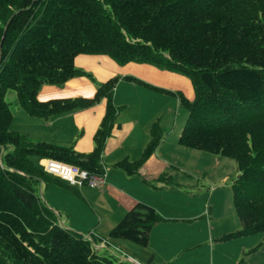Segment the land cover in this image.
Instances as JSON below:
<instances>
[{
	"label": "trees",
	"instance_id": "16d2710c",
	"mask_svg": "<svg viewBox=\"0 0 264 264\" xmlns=\"http://www.w3.org/2000/svg\"><path fill=\"white\" fill-rule=\"evenodd\" d=\"M80 55L187 76L194 98L182 99L188 115L179 145L237 165L232 204L241 230L222 241L264 233V0H0V264H114L82 235L58 225L38 194L48 176L31 160L50 158L104 173L102 155L119 114V78L97 86L91 98H37L43 85L83 76L74 65ZM8 90L29 117L45 120L106 100L92 153L10 131ZM162 138L154 125L141 158L115 167L138 175ZM159 181L173 185L166 175ZM163 220L153 207L137 203L105 241L146 247L152 227Z\"/></svg>",
	"mask_w": 264,
	"mask_h": 264
},
{
	"label": "rangeland",
	"instance_id": "374dc122",
	"mask_svg": "<svg viewBox=\"0 0 264 264\" xmlns=\"http://www.w3.org/2000/svg\"><path fill=\"white\" fill-rule=\"evenodd\" d=\"M81 56L96 59L90 62L89 69L83 71V76L75 77L60 86L43 85L37 98L40 100L39 97L46 90L51 91L53 96L45 95L44 100L57 98L54 96L92 97L97 86L110 78H119L114 92V105L119 108L114 131L118 129V132L110 135L108 150L106 147L103 155V159L105 157L107 160L102 163L103 166L105 164V179L109 176L120 188L116 187V190L106 193L89 188V198L94 206L89 210H94L96 215L87 223L91 229L84 231L82 235L89 236L96 242L97 248L103 250V242L99 237L108 239L109 231L119 222H112L109 218L124 203H121L118 210L111 212V209L119 199L138 198L142 199L141 203H151L147 205H152L166 222L158 223L152 228L150 242L146 247L127 240H112L110 248L106 249L115 264H135L130 258L140 263L142 260L154 259L164 260V264H264V233L222 241L223 236L241 230L232 204V186L238 177L236 163L218 155L182 147L178 143L188 115L182 99L192 101L194 98L190 79L183 74L147 64L129 63L120 66L106 55ZM125 76H132L155 89L127 81ZM65 88L68 90L60 92ZM5 102L13 114L10 131L31 141L36 140L33 136L43 131L41 123L46 122L29 117L19 107L13 90L6 92ZM101 102V106L91 107L89 116L94 115L99 107L105 110L106 100ZM83 111L65 113L55 125V130L68 136L70 133L66 129H76L77 123L85 120L78 116L80 114L74 113ZM49 125L54 124L51 122ZM154 125L163 137L161 142L145 162L141 173L126 178L115 164L126 158L133 162L139 160L150 142V132ZM37 141L39 142L38 139ZM83 141L84 137L77 136L69 138L67 146L42 142L72 147L81 145ZM31 160L41 168L39 157L32 156ZM163 175L171 179L172 186L168 187L159 181ZM47 179L49 180L43 181L38 188L39 197L48 208L64 214L62 203L70 194L74 198L72 191L77 194L79 192L76 188L60 184L52 177ZM120 179H123L124 184L120 183ZM182 214L186 218L184 222L178 219ZM55 215L58 219L59 215ZM59 221L58 224L61 225Z\"/></svg>",
	"mask_w": 264,
	"mask_h": 264
},
{
	"label": "crops",
	"instance_id": "0c3cea01",
	"mask_svg": "<svg viewBox=\"0 0 264 264\" xmlns=\"http://www.w3.org/2000/svg\"><path fill=\"white\" fill-rule=\"evenodd\" d=\"M95 60L96 59L94 57H82L80 55V56L75 58L74 65H75V67L77 69L82 70V71H86V69H89L88 65H90V62L91 61L93 62ZM103 62H105V60H103ZM67 90L68 89L65 88V89H63L60 92H64V91H67ZM50 93H51V91L50 92L47 91V90L44 91L43 95H41L39 97V99L40 100L46 99V97L44 98L45 95L53 96ZM54 97H57V98H53V99H66V98H68V96H54ZM81 97L91 98V97H86V96H81ZM47 100H44V101H47ZM101 103H99L100 106H101ZM99 104H97V105H99ZM89 110H91V108L86 109L85 111L82 110L83 113H77V112L74 113V114H80L78 116H82L83 118H85V120H81L80 123H77L76 129H72L70 127H69V129H66L70 133L68 136L65 133L57 132L55 130V125H57L58 122L60 120H62V118H63L65 113L64 114H59V115H52L46 120L42 119L46 123H41L43 131L40 132L39 135H34L33 136L34 138H36V140H34V141H37V139H38L39 142L45 141V142L53 143L55 145L62 144V145L67 146L68 143H70L69 142V138L79 136L81 138L84 137V141L81 143V145H78V144L75 145V146L72 145L71 148H73L77 153H81V154H83V153L87 154V153L92 152V150L94 148L93 136L96 133V131H97V129H98L100 123H101V120H102V118L104 116V113H105L104 111L105 110H102V108L99 107L98 111L95 112V114L91 115V116L88 115L89 114L88 113ZM118 117H119V115H118ZM51 122H53V124H54L53 126L49 125V123H51ZM116 130L114 131V128H113L112 132H114V133L111 132V134H117L118 129H116ZM108 141H109V138L107 139L106 145H105V148L107 147L106 148L107 150H108V147H109ZM105 148H104V152H105ZM104 152H103V155H104ZM103 155H102L101 164H102V167L104 169L105 164L103 166L102 161L103 160L106 161L107 159H105V157L103 159ZM126 159H128V158H126ZM142 168L140 169L139 173H141ZM106 169H108V168L106 167ZM122 173H124V172L122 171ZM125 176H126V178L131 177V176H128L127 174H125ZM134 176H137V175H134ZM105 180H106V182H104V186L101 189H97V190H99V191H101L103 193H106V192L114 190V189L116 190V187L120 188L118 185H116L110 179L109 176ZM122 181H123V179L122 180L120 179V183L124 184V182H122ZM108 186H109V188L107 189ZM90 189H92V188H90ZM90 191L91 190H89V187H87V186H83L80 189H78L79 194H77L74 191H72L73 194L75 195L74 198H72L71 194H70V195L67 196L65 202L62 203L63 207L65 208L64 214H61V213L55 211L56 214L59 215V219L60 220L64 219V220H61L60 223L65 228H67V229H69L71 231L79 232L81 234L84 233V231H88V230L91 229L90 226H87V223L94 218V215H96V212L94 210L93 211L89 210V209H92L94 207L91 199L89 198ZM122 199H124V201H122ZM122 199H119L117 204H115V206L111 209V212L114 209L118 210V208L120 207L121 203H124V206L116 214H114L113 216H111L109 218L112 222H117V221L120 222V219H122L124 217V215L127 213L126 211H128L129 208L132 209L137 203H141L142 202V199H138V198L126 197V198H122ZM144 203L151 204L149 202H144ZM149 206L152 207V205H149ZM59 208L61 209V207H59ZM55 210H58V209L55 208ZM178 219H180L181 222H184L186 218L182 214L181 216H179ZM164 221L165 220H163L162 222H164ZM173 221H177V220H173ZM119 222H117V224ZM162 222H159V223H162ZM151 231H152V229H151ZM151 231H150V234H151ZM150 234H149V242H150ZM149 242H148V244H149ZM191 245H193V244H191ZM96 251L99 253V255H105V254L108 253V252L104 251V249L102 250V249H99L97 247H96ZM169 261H171V260H169ZM135 262L138 263V264H153L154 262H156L158 264H164L165 263L164 260L163 261L162 260L158 261V260H154V259L150 260V261L149 260H142L141 263L138 262V261H135ZM120 264H122V262Z\"/></svg>",
	"mask_w": 264,
	"mask_h": 264
},
{
	"label": "built area",
	"instance_id": "2783aa9c",
	"mask_svg": "<svg viewBox=\"0 0 264 264\" xmlns=\"http://www.w3.org/2000/svg\"><path fill=\"white\" fill-rule=\"evenodd\" d=\"M45 171L59 177L72 186H80L85 183L90 187H101L103 184L101 176L91 175L78 167L68 166L51 160L45 162Z\"/></svg>",
	"mask_w": 264,
	"mask_h": 264
}]
</instances>
